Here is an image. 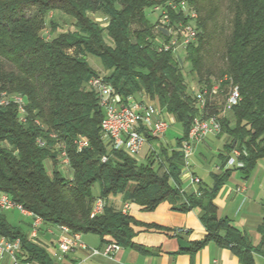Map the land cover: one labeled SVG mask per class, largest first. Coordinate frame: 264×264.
<instances>
[{
	"label": "trees",
	"instance_id": "16d2710c",
	"mask_svg": "<svg viewBox=\"0 0 264 264\" xmlns=\"http://www.w3.org/2000/svg\"><path fill=\"white\" fill-rule=\"evenodd\" d=\"M165 1L0 0V101L2 94L17 95L23 98L25 109L21 121L15 100L6 98L0 103L9 102L0 105V190L47 226L65 225L72 232L107 236L122 248L141 252L146 250L133 241V225L162 227L138 222L116 208L111 198L119 195L123 203H134L145 211L164 201L182 212L199 207L206 234L192 242L189 250L213 241L229 248L240 264H254L255 253L264 256V226L258 228L260 243L253 246L230 219L217 216L214 198L233 171L246 179L264 158V0H228V28L217 24V0H184L197 14L196 39L183 49L197 90L185 81L179 57L158 50L154 42V19H148L146 10ZM55 13L70 18L72 29L60 30ZM49 14L50 34L45 38L42 31ZM92 14H101L106 24ZM213 41H217L221 62L215 70L205 57ZM87 55L99 59L102 72L88 64ZM98 73L122 97L145 95L179 122L183 135L177 139V149L161 146L159 152L149 151L145 162L122 149H107L97 94L86 88L87 80ZM231 87L237 88L239 99L218 118L217 135L230 139L225 145L228 154L219 158L224 168L232 151L238 150L241 166L227 165L212 174L211 187L200 186L182 199L178 147L194 117L219 114L217 96L224 95V107ZM199 94L204 97L202 107ZM78 135L89 142L81 151L74 144ZM144 135L147 140L153 138ZM59 143L65 146L68 169L59 162ZM45 160L52 164L50 172ZM94 184L99 186L97 196ZM96 197L105 204L102 213L91 218ZM0 234L20 238L26 262L52 264L38 240L28 238L3 215Z\"/></svg>",
	"mask_w": 264,
	"mask_h": 264
},
{
	"label": "crops",
	"instance_id": "0c3cea01",
	"mask_svg": "<svg viewBox=\"0 0 264 264\" xmlns=\"http://www.w3.org/2000/svg\"><path fill=\"white\" fill-rule=\"evenodd\" d=\"M97 71L102 72L99 69ZM167 116L174 120L171 115ZM229 140L226 135L209 134L196 144L190 159L192 160L193 156L199 153L205 162L210 163L212 157H215L216 162L211 168L204 164L197 165L194 160L193 164L189 160L187 168L181 159L179 179L182 199L186 195L197 192L200 186L211 187L213 184L212 174L220 173L225 167H228L227 165L224 168L221 166L219 157L228 154L225 145ZM144 147H147L145 153H143ZM149 151L158 152L153 148L151 142L148 143V146H143L140 154L143 153L145 157ZM206 155L209 156V159ZM262 159L257 161L255 169L246 179H243L238 172L233 171L221 185L214 198L217 216L230 219L235 228L247 234L253 246L260 243L261 234L258 228L261 225L264 226V170L259 164ZM192 176H197L200 182L191 183ZM110 202L122 210L124 203L121 199L111 198ZM126 213L143 224H156L162 227L133 225L135 231L133 241L141 245L146 250L145 252L121 247L110 256H102L91 255L87 250L75 249L57 258L54 255L57 230L50 233L47 230L49 228L47 225L42 226L39 230L37 242L45 248L52 264H240L238 258L229 248L220 246L213 241H209L193 251L189 250L190 245L185 249L179 247L178 239H183L191 244L204 238L206 232L199 219L201 213L199 207L182 212L173 210L171 204L164 201L154 210L145 211L140 206L129 203ZM81 240L88 248L96 249H102L104 244L109 241L107 236L100 237L93 233L81 234ZM253 258L254 264H264V256L255 253Z\"/></svg>",
	"mask_w": 264,
	"mask_h": 264
},
{
	"label": "built area",
	"instance_id": "2783aa9c",
	"mask_svg": "<svg viewBox=\"0 0 264 264\" xmlns=\"http://www.w3.org/2000/svg\"><path fill=\"white\" fill-rule=\"evenodd\" d=\"M150 12L154 15V28L156 30L154 42L158 50L171 51L174 55H177L179 50H183L188 44L195 41L197 30L195 24H189V16H196V14L193 7L186 1L167 0L163 4L154 5ZM86 88L97 94L98 104L103 112L100 130L107 149H122L130 156L136 157L147 142L144 133L153 138L162 137L166 133L169 122L163 117V111L145 95L136 97L129 95L124 98L115 91L101 73L91 76L86 82ZM205 93L204 90L203 94ZM212 93H216V87H213ZM203 94L198 95L201 107L204 104ZM238 99L239 92L237 88L231 87L223 112L236 104ZM14 103L17 105L20 119V111L25 110L24 105L23 103H16V101ZM219 116L220 114L207 118L199 116L193 118L187 137L181 141L179 146L185 167L188 168L189 166L190 156L196 144L207 135H217L220 132ZM20 120L23 121V119ZM76 137L79 139V151L89 146V142L84 136L78 135ZM37 143L43 145L44 142L37 139ZM57 148L61 166L68 169L69 159H67L65 146L59 143ZM239 155L238 150H233L227 165L236 164V166H241V163L237 161ZM101 161H106V157L103 156ZM190 182L199 183L200 180L197 176H192ZM93 202L94 214L89 215L91 218L102 213L105 204L100 197H96ZM128 207L129 203L125 202L121 211L126 213ZM13 209H18L22 214L31 218L30 232L27 236L31 240L37 241L39 230L42 226H45L44 221L0 190V215L2 212ZM47 230L50 233L57 230L56 251L54 253L57 258L75 249L87 250L91 255L110 256L121 248L113 240L107 241L102 249L88 248L81 240L80 233L72 232L68 226L64 225L49 226ZM24 258L20 238L9 239L0 234V264H29Z\"/></svg>",
	"mask_w": 264,
	"mask_h": 264
},
{
	"label": "rangeland",
	"instance_id": "374dc122",
	"mask_svg": "<svg viewBox=\"0 0 264 264\" xmlns=\"http://www.w3.org/2000/svg\"><path fill=\"white\" fill-rule=\"evenodd\" d=\"M217 3H218V13L216 16L217 24L224 25V27L228 28V20L230 17L229 11L227 9L228 0H217ZM146 15H147L149 20L152 21L154 19V15L150 12V10H146ZM91 16L93 19L98 21L100 24H106L107 20L101 14H92ZM53 18L56 21V23H58L60 30L62 29L64 31H66V30L72 29V20H70V18H68L64 15H61L60 13H58V14L55 13L53 15ZM49 19H50V14L47 16V24L42 31V35L45 38H48V36L50 34ZM154 33H156V30H154ZM212 43L214 45L213 46L211 45V51H209V53H206L205 57H206V61L208 59H209V61H211L212 69L215 70L218 66H220L221 62L218 58V52H216V46H218L217 41H213ZM176 56L179 57V59H180L179 62H180L182 71H183L184 76H185V81L189 84L191 89L197 90L198 84L196 83V77L190 71V65L188 64V62H186L184 60L183 50H179L178 54ZM87 62L96 71L98 69L102 70V66H101V63H100L98 58L91 56V55H87ZM10 96L13 97V96H17V95H10ZM217 97L219 100V104L222 108V110L219 112V114L221 116L224 113H226V111H227V110H225L223 112V107L221 105V102L223 100L224 95L221 94V95H218ZM163 117L169 122V127H168L166 133L164 134V136L159 137V138H152L151 140H147V142L144 144V146H148V143L151 142V145H153V148L155 150H157L158 152H159V149L161 146H165L169 150H175L177 148V139L181 138L183 135V128L179 122L174 121L172 119H169V117L167 115H164ZM146 148L147 147H144L143 153H145ZM143 153H141L139 156H136V159L138 160V162H145V157H144ZM148 154H146V155H148ZM206 157L209 159L208 155H206ZM193 160L197 162V165L204 164V165H206V167H210V168L213 167V165L216 162L215 157H212V159H211L212 161L210 160L211 161L210 163H208V161L205 162L204 158L202 156H200L199 153H197L195 156H193V158L191 160L192 164H193ZM259 164L261 165V168H263V170H264V158L260 161ZM45 166L48 169V171L50 172V170L52 168V164L49 160H45ZM92 190H93V193L95 195H98V193H99L98 184H94ZM116 198L121 199V197L119 195L114 197V199H116ZM1 215H3L7 219V221L10 223V225L17 227L20 231H22L25 234H29L31 218L22 214L20 212V210L13 209V210L5 211V212H2Z\"/></svg>",
	"mask_w": 264,
	"mask_h": 264
},
{
	"label": "bare ground",
	"instance_id": "6f19581e",
	"mask_svg": "<svg viewBox=\"0 0 264 264\" xmlns=\"http://www.w3.org/2000/svg\"><path fill=\"white\" fill-rule=\"evenodd\" d=\"M195 14H196V11H195ZM196 16H197V14H196ZM196 16H189V24H195L196 23V21H195ZM2 95H3V98L1 99L0 103H3L6 100V98H9V99L15 100L17 103H23L24 104L23 98H21L19 96H13L12 97V96H9V95H4V94H2ZM22 113H23V110L20 111V114H22ZM74 144L76 145L77 150H79V139H78V137H76V139L74 140ZM67 159H68V157H67ZM90 214H94V202H92L91 213ZM38 218H41V217L38 216ZM41 220H42V218H41Z\"/></svg>",
	"mask_w": 264,
	"mask_h": 264
},
{
	"label": "water",
	"instance_id": "95a60500",
	"mask_svg": "<svg viewBox=\"0 0 264 264\" xmlns=\"http://www.w3.org/2000/svg\"><path fill=\"white\" fill-rule=\"evenodd\" d=\"M178 245L181 249H185V248H188L189 247V243L183 239H178Z\"/></svg>",
	"mask_w": 264,
	"mask_h": 264
}]
</instances>
